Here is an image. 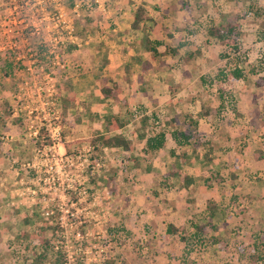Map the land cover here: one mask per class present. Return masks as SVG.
Here are the masks:
<instances>
[{"label": "rangeland", "instance_id": "374dc122", "mask_svg": "<svg viewBox=\"0 0 264 264\" xmlns=\"http://www.w3.org/2000/svg\"><path fill=\"white\" fill-rule=\"evenodd\" d=\"M137 7L146 22L135 29ZM228 22L238 24L232 46L208 32ZM144 32L162 59L157 80L193 99L199 83L221 102L220 127L229 117L245 125L225 106H235L234 85L264 84V0H0V264H264V161L231 168L238 147L264 160V129H238L235 144L215 141L211 151L210 133L192 132L191 146L171 154L183 119L136 107L126 113L130 125L145 117L147 137L168 132L166 144L152 150L134 138L123 150L94 142L99 114L118 113L114 101L97 102L98 87L117 78L106 70L109 57L130 62L131 48L121 47ZM73 79L93 89L73 92ZM196 144L220 155L219 164L202 165L185 187ZM167 223L178 231L166 235Z\"/></svg>", "mask_w": 264, "mask_h": 264}, {"label": "crops", "instance_id": "0c3cea01", "mask_svg": "<svg viewBox=\"0 0 264 264\" xmlns=\"http://www.w3.org/2000/svg\"><path fill=\"white\" fill-rule=\"evenodd\" d=\"M145 22H146V18L144 17L136 28L138 27L140 28V26H142ZM144 27L148 28V25L145 24ZM152 38L154 37H151L149 34L144 32L140 36L135 37L133 41L132 40L128 41L126 45L121 47V53L122 51L126 52L127 49L131 48L132 59L130 62L124 60L122 58V54H121V59H119V63H113V61L109 57L110 63L107 64L106 70L110 71L109 73L110 76H113L111 75V72L116 71L117 78L111 79L109 84L104 83L105 86L101 85L100 87H98V91H100L102 95L97 98V102L103 103V100H108V99L114 101L113 109L114 107H117L116 109H118V113L115 115L108 110L104 114L102 113L99 114L101 118L100 119L101 125L100 127H98L100 129V132H104L105 130L103 128V123L105 118L117 117L119 121H121L123 124L119 128L108 130L107 131L108 134L119 133L123 135L126 139L130 140L131 147L133 145L132 139L134 138H137L140 142L146 141L147 129L144 125L145 117H142V119L136 121V123L132 125H130V122L126 119L127 111L129 113V110L134 109L136 107L146 113H151L153 112V110L156 111V109L160 107L164 108L165 115L170 120L180 116L183 119V122L181 123L183 127H182V132L180 131L179 134L185 136L186 140H189L191 138L192 132L210 133L211 137L209 143L210 147L208 149L209 151H211V146L214 145L215 141L220 142L222 144L224 143L225 145L235 144L234 138L236 135V130L238 133V129L244 130L243 132H246L247 134H250V130L246 131V129H255V130L264 129V119H263L264 96L262 93V91H264V84L258 82L257 83L258 85H256L255 87L254 85L251 84L252 87H249L248 89H246L245 86H243L242 84L234 85L233 95L235 98V106H233L232 104L231 106L230 105L225 106V108L227 107V109L231 112V114L234 117H238V118L243 117L246 122L245 125H241L242 123L240 122V120L233 119L235 122L234 123L235 127H234L230 125L231 117H229L227 120L229 124L228 125L222 124L220 127V125L216 123L217 122L216 120L220 118L219 116L220 114L218 113H220L221 111L219 109L221 107V102L218 100V98L215 99L213 97L214 95H207V93L205 94L199 83H198V88L196 89L197 91L196 96L199 94L200 98L193 99V97H189L187 94L185 95L184 93L175 92L174 88L170 87V84L167 83L163 84L162 80L159 79L157 80L155 78L156 74L159 71L161 72L162 70H164V68L161 67L159 62H157V61H161L162 59L159 56H157L158 54H155L154 52L151 51L152 41L150 40ZM155 48L159 52L162 51V49L159 50L158 46H156ZM206 58L207 60L203 59L202 62L208 63L209 59L208 57ZM182 63H183L181 70L182 74L185 77H187L189 74L188 54L183 59ZM161 64L163 65L162 61ZM186 65L187 67L185 68ZM160 67L161 69H159ZM69 86L73 90V92L77 91L80 93L88 92L93 89L92 83H83L77 86L74 83V79L72 80V82H70ZM238 86H240L241 89H239ZM105 88L109 89L108 94H105L103 92ZM163 88H165L168 93L166 98L163 99L165 101L160 99L161 94L164 92ZM242 90L245 92L248 91V93L246 92L247 100H245L244 103H242L239 98L241 97ZM119 109L121 110L120 112ZM188 112L190 113V115H188L189 114ZM191 117H196L197 121L194 119L192 123H190L189 119ZM123 127H128L129 129L131 128L130 133L133 134L134 136L133 135L125 136L123 134L124 131L122 129ZM192 127L195 128L191 129ZM260 133L264 135V131ZM163 135H164L163 139L165 140L163 144L164 143L166 144L168 141L167 135H169V133L165 132L163 133ZM173 135H175L176 139H178L179 141L182 139L181 135L179 136L175 131L171 133V137L169 138L170 139L169 151L171 154H172L171 149L174 148L173 149L174 152L175 150H177L176 146H182L183 144L185 146H191V144L186 145L187 144L185 142L186 140L182 142V144L176 145L175 144L176 139L173 138ZM249 138L251 139L252 136H250ZM208 141L209 140H206L204 141V143L208 145L207 144ZM196 145H194L193 152H195V155L200 161L196 160L198 163L196 165L194 164L195 161H191L190 163L184 164L186 166L185 169L187 171V174L184 175H188L191 178V181L189 182L188 186H190V184L192 183V177H191L192 174L196 171L197 172L200 171V167L202 165L209 164L212 166H216L219 164L217 163V160L219 159L220 155L216 156L210 154L209 151H207L206 153H202L197 149L198 145H200V142L198 143L197 146ZM108 148H120V147H108ZM251 150L252 149L250 148L245 149L243 147L240 150L239 147L235 151L232 150L233 164L231 165L230 163L231 168H233L234 165H238V164H245V166H248L250 168L255 167L258 164L260 165L263 164L264 160L261 157V154L263 152H260L258 150V153H260V155H258L257 151L255 152L256 149L254 151ZM191 152L192 150L188 151V154H191ZM214 158L216 160H214ZM216 174L217 172L211 173L212 176Z\"/></svg>", "mask_w": 264, "mask_h": 264}, {"label": "trees", "instance_id": "16d2710c", "mask_svg": "<svg viewBox=\"0 0 264 264\" xmlns=\"http://www.w3.org/2000/svg\"><path fill=\"white\" fill-rule=\"evenodd\" d=\"M144 16L142 14V9L141 7H137L133 13L132 21L130 23L131 27L136 28L138 24L143 20ZM146 18V17H145ZM209 34H211L213 37H215L220 44L227 45V46H232L236 42V38L238 35V24L237 23H226L222 28L219 26L211 27L210 30L208 31ZM34 49L40 54L41 50H43V47L41 44H35ZM233 49H236L233 47ZM4 76H8L7 72H4ZM240 71L236 70L233 72V77L239 78L241 77ZM105 94H108L109 89L105 88L103 90ZM73 96H69L68 98L72 99ZM64 98L63 100H66ZM123 123L119 121L117 117H111V118H105L104 123H103V128L105 129L104 132H100V129L96 130L94 142L97 145L100 146H105V147H120L123 150H130L131 149V143L129 139H126L123 135L119 133L115 134H108L107 131L115 128H119ZM182 139L179 141L176 139L175 135H173V138L175 140L176 145L182 144L186 140L185 136L180 134ZM179 135V136H180ZM163 133L160 132L158 133L157 136L155 137H147L146 138V147L148 149H157L162 146L163 143ZM90 141H93V139H90ZM174 149V148H173ZM173 149H171V152L173 153ZM216 181L220 179L218 174L213 176ZM183 186H188L189 182L191 181V178L188 175L183 176ZM192 225L193 223L190 222ZM193 226L197 229L200 230L202 225L200 224H193ZM178 228L171 223H167L165 232L166 235L171 236L173 233L177 232ZM183 238V236H181ZM42 241H45L42 239Z\"/></svg>", "mask_w": 264, "mask_h": 264}]
</instances>
